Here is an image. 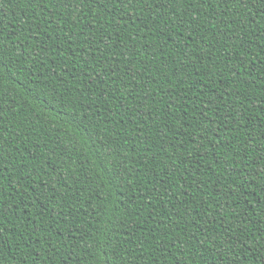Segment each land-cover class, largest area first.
<instances>
[{
  "label": "trees",
  "instance_id": "16d2710c",
  "mask_svg": "<svg viewBox=\"0 0 264 264\" xmlns=\"http://www.w3.org/2000/svg\"><path fill=\"white\" fill-rule=\"evenodd\" d=\"M66 3L0 0V264H264V0Z\"/></svg>",
  "mask_w": 264,
  "mask_h": 264
},
{
  "label": "snow or ice",
  "instance_id": "6c2138e0",
  "mask_svg": "<svg viewBox=\"0 0 264 264\" xmlns=\"http://www.w3.org/2000/svg\"><path fill=\"white\" fill-rule=\"evenodd\" d=\"M65 0H61V3H64ZM169 2H172V0H169ZM182 2V0H181ZM238 3L241 4L243 7H248V4L251 2V0H237ZM77 3V0H67L66 7L67 8H72L74 10V6ZM150 7V6H149ZM261 7H264V4H261ZM173 163H175L173 161ZM262 171H264V158H262Z\"/></svg>",
  "mask_w": 264,
  "mask_h": 264
}]
</instances>
